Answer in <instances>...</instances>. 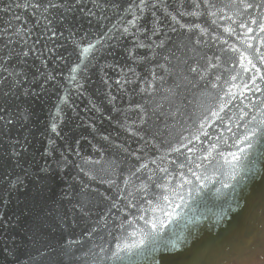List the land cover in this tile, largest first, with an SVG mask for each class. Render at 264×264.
<instances>
[{
    "label": "water",
    "instance_id": "95a60500",
    "mask_svg": "<svg viewBox=\"0 0 264 264\" xmlns=\"http://www.w3.org/2000/svg\"><path fill=\"white\" fill-rule=\"evenodd\" d=\"M0 264H264V0H0Z\"/></svg>",
    "mask_w": 264,
    "mask_h": 264
},
{
    "label": "snow or ice",
    "instance_id": "6c2138e0",
    "mask_svg": "<svg viewBox=\"0 0 264 264\" xmlns=\"http://www.w3.org/2000/svg\"><path fill=\"white\" fill-rule=\"evenodd\" d=\"M256 135V133L254 132V133H252V136H255ZM251 138L250 137H245V140H250ZM246 147L247 148H251L252 147V143H248L247 145H246ZM241 151H244V149H241Z\"/></svg>",
    "mask_w": 264,
    "mask_h": 264
}]
</instances>
